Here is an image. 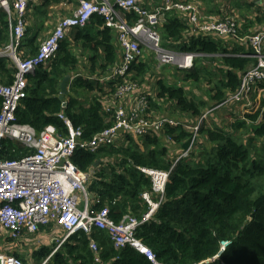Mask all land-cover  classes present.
Here are the masks:
<instances>
[{
	"label": "trees",
	"instance_id": "1",
	"mask_svg": "<svg viewBox=\"0 0 264 264\" xmlns=\"http://www.w3.org/2000/svg\"><path fill=\"white\" fill-rule=\"evenodd\" d=\"M126 16L129 20L134 17L131 13ZM6 18L0 9V48L9 42ZM263 19L264 15L256 17L257 23H263ZM253 23L248 19L240 25L238 36L249 33ZM157 30L165 48L200 54L192 67L174 70L183 71L182 76L188 81L206 77L204 80L211 84L207 111L236 91L242 74L255 62L251 56L237 55L252 52L248 42L242 43L232 35L223 38L196 33L174 11L166 13ZM113 39V31L96 14L85 26L73 28L60 42L56 55L27 76L26 96L16 109V121L29 123L36 132L53 125L66 134V126L58 116L62 112L74 127L81 128L84 140L109 126L112 117L106 114L101 95L94 94L90 99L82 96V92L103 91L98 80L83 77L76 70L83 56L91 63L90 71L98 69L103 74L108 70L117 59ZM38 46L30 39L25 47L21 43V57L34 55ZM201 53L218 56L204 58ZM206 59L213 61V70L198 64V60L204 64ZM15 70L9 57L0 56L1 83H10ZM148 70V64L138 59L131 66L132 80L143 82ZM66 74L70 75L68 93L60 97V82ZM154 83L156 90L149 97L147 115L152 108L161 109L158 100H163L180 113L191 115L194 122L202 118L207 100L201 96L194 100L182 86L162 78ZM253 95L248 110L228 125L211 127L202 118L197 132L204 136V161L194 160L193 151L177 159L191 141L192 131L186 128V119H177V125L167 124L162 131H151L139 138L141 143L127 135L121 142L95 151L76 149L72 162L82 170H93L87 186L88 192L99 198L93 208L107 205L115 221L126 213L139 219L148 209L141 193L150 190L151 181L138 167L169 170L162 199L151 218L136 231L157 260L164 264H264V81L254 86ZM192 121L187 120L193 125ZM238 130H242L244 138ZM166 136H170V142L165 140ZM32 151L31 147L6 139L0 156L17 159ZM0 240L4 245L8 240L14 241L9 237ZM90 240L95 241L96 252L90 249ZM226 240L229 243L220 251V243ZM53 248L44 243L31 249L26 259L23 254L7 250L24 263L40 264ZM45 264L153 263L128 245L116 248L105 230L94 227L90 235L81 231L72 234Z\"/></svg>",
	"mask_w": 264,
	"mask_h": 264
},
{
	"label": "built area",
	"instance_id": "2",
	"mask_svg": "<svg viewBox=\"0 0 264 264\" xmlns=\"http://www.w3.org/2000/svg\"><path fill=\"white\" fill-rule=\"evenodd\" d=\"M258 2L264 15V0ZM27 3L28 0H0V8L7 13L9 22H12L10 40L0 48V56L9 57L16 67L10 83L0 82V151L6 139L33 148L32 152L17 159L0 156L1 239L9 237L16 241L26 234L36 233L42 226L54 224L62 231V235L56 239L53 250L40 263L45 264L72 234L81 231L90 235L96 227L108 233L116 248L128 245L153 264H164L157 260L153 250L143 243L136 231L151 218L162 199L169 170L138 167L151 181L150 190L141 193L148 209L139 219L126 213L119 221H115L109 215L107 205L97 210L93 208L94 202L91 201L99 202V198L87 190L93 170L78 168L71 157L78 148L95 151L102 146L121 142L127 135L138 142L140 137L151 131H162L167 124H178L177 119L172 117L147 115L151 93L140 91L141 88L131 78V66L140 58L143 49L152 52L159 64L178 69L192 67L196 56L200 55L170 50L162 45L157 25L165 20L166 13H179L194 31L202 34L246 38L252 52L244 55L253 57L255 62L242 74L236 91L218 105L229 102L239 104L243 108L241 111L251 106L254 86L264 81V25L249 35L238 36L237 28L240 23L237 24L234 17L205 19L193 1L78 0L72 13L62 16L50 34L39 43L37 52L21 57ZM126 13H131L134 17L129 20ZM94 14L101 16L103 25L113 31L120 48V58L101 78L113 85L110 97L100 98L105 112L112 117V123L93 134L90 139L84 140L81 128L74 127L62 112L58 116L66 126V134L60 133L53 125H47L36 132L29 123L17 122L15 112L26 96L27 76L37 66L50 61L56 55L60 42L69 36L71 30L85 26ZM202 118L198 121L199 124ZM185 123L186 128L192 131L191 141L177 159L188 155L196 145L199 124ZM165 140L170 142V136H166ZM228 243V240L222 241L220 251ZM4 247L0 243V264H25L18 256L5 251ZM89 247L93 252L97 251L94 240H90ZM95 259L98 261V257Z\"/></svg>",
	"mask_w": 264,
	"mask_h": 264
},
{
	"label": "crops",
	"instance_id": "3",
	"mask_svg": "<svg viewBox=\"0 0 264 264\" xmlns=\"http://www.w3.org/2000/svg\"><path fill=\"white\" fill-rule=\"evenodd\" d=\"M67 1H70V3ZM193 2L196 3L197 5H199L198 7H200L201 12L204 11V12H202V14L204 15L205 19H209V18L210 19H221V18H224L226 16H229V17L232 16L235 18L236 16H234V15L238 14L240 16L239 19L242 21V22L240 21V25H242V23H244V21H247L248 19L253 20L254 23L249 28V30H248L249 33H246L243 35H249L250 33H252L253 29H259L264 25V22L263 23L262 22L257 23V21H256V17H258V16L263 17V14H262V11L260 9L258 0H193ZM77 3H78V0H28L27 10H26V14H25V22H26L25 29L26 30H25V36H24L23 41H22V45L25 47L26 41L28 39L35 41L37 44H39V42L43 41L46 38V36L50 34L54 25L59 21V19L62 16H67L70 13H72V11L76 7ZM64 6H66V7H64ZM256 15H258V16H256ZM6 17H7L6 19L8 22V27H9V40H10L12 22L11 23L9 22L7 13H6ZM236 18H238V17H236ZM245 18H247V19L243 20ZM194 32H196V31H194ZM196 33H199V32H196ZM214 35H216L218 37H223V38L225 37V36H220L217 34H214ZM113 44L117 48V51H116V58L117 59L116 60H118L120 58V48H119V45L115 39H113ZM21 51H23L22 47H21ZM143 52H144L143 57L141 59L140 58L139 59L141 61L146 62L148 64V66L150 68H152V66H151L152 63L150 62V60H147V58L150 59L151 55L154 58H155V56L153 55L152 52H150L148 50L143 49ZM237 55H244V54H237ZM201 56L204 58L205 57L211 58V57H215L218 55L215 54L214 56H212V54H206V53L202 54L201 53ZM85 58H87V57L83 56V58H81L82 63H80V65L76 71L78 73L82 74L83 77H87L89 79H97L99 82V85L102 87L103 91H99L98 93L95 91L94 94L95 95L100 94L102 97H104V99H108L110 97L111 92H112L110 90V84H109V82H106V81L104 82V80H101V78L106 74L107 70L103 74L102 73L99 74L98 69H95L93 72L90 71V64L91 63L89 60H87ZM158 65L160 66L161 64L158 63ZM162 66H167V65H162ZM167 67L170 69H168L167 72H162V75H160V73H158V72L155 75V71L153 70V68L149 69L144 75V78H143L144 80H143L142 87H141L140 91L145 90V91L151 93V95L153 94L152 93V87H151L152 85L150 83H147L148 79H155L156 80V79L162 78V79H168V80L170 79L169 81H173L174 79H176L173 76V75H175V77H176L178 75V72L173 70L176 67L169 66V65ZM213 69H214V66H212L211 64L208 65V70H213ZM170 71L173 74L170 73ZM101 81H103V82H101ZM154 91H155V89H154ZM94 94H92L91 97H94ZM252 98H253V95L251 96V99ZM108 102H110V101L108 100ZM167 102H169V101L158 100L159 105H161V109L154 110L152 108V111L148 112V115H150L152 117L167 116V117L175 118V117L171 116L172 110H174V109L171 106L167 105ZM229 105L230 106L234 105V106L239 107V109H243L242 106H240L239 104L230 103ZM181 115H182V119H186V122H187V120L190 121L187 118L188 117L187 114H181ZM175 119H177V118H175ZM203 149H204V147L202 145V148L200 150L203 151ZM91 202H94V204H96V202L93 200ZM51 226L54 227L55 231L57 230V233L61 232V235H62V231L60 229H58L54 224H50V225H48V227L42 226L39 228V230H38L39 232L31 233V234L32 235H44V236H39V238L44 237L43 243L46 244L47 237L45 235H47L48 231L47 232L43 231V233H41V232H42V229L50 228ZM39 238L37 240H39ZM0 243H2V240H0ZM13 243L14 244L8 245L6 247L8 249L10 248V251H12V252H17L20 255L24 254V252H23L24 250L21 251V248L18 245L19 242L17 243V241H15ZM16 245H17V247L13 248V246H16ZM3 249L5 251L9 252L5 248H3ZM11 249H13V250H11ZM32 249H37V248H36V246H34Z\"/></svg>",
	"mask_w": 264,
	"mask_h": 264
},
{
	"label": "rangeland",
	"instance_id": "4",
	"mask_svg": "<svg viewBox=\"0 0 264 264\" xmlns=\"http://www.w3.org/2000/svg\"><path fill=\"white\" fill-rule=\"evenodd\" d=\"M67 2L70 3V1H67ZM64 7H66V6H64ZM202 12H204V11H202ZM234 16L238 17V18L235 17V20H236L237 24L240 23V21H241L239 19L240 16L238 14H235ZM246 19L247 18H245L243 20H246ZM246 22L247 21H244V23H242V24H245ZM254 30L255 29H253V31ZM240 36H246V35H240ZM239 40H240V42L247 44L246 38L243 37L242 39H239ZM144 52L142 51L143 54L140 55V59L143 57ZM196 57L198 58L199 56H196ZM200 59H202V58H200ZM147 60H150V62L152 63V65L151 64L150 65L152 66L153 70L155 71V75H156L157 72L160 73V75H162V72H167L168 69H170V68L167 67L168 65L167 66H162V65L159 66L157 60L152 55H151V58L150 59L147 58ZM201 61L202 60H198V64L200 66L201 65L202 66L204 65V66L208 67V65H210L211 63L213 64V61H209L207 59L204 60V64H201ZM152 68L149 67V69H152ZM176 71L178 72V75L176 77H175V75H173L174 78H176V79H174L173 81H169L170 79L169 80L168 79H164V80L166 82L171 83V84H177L179 86H182L185 89V91L187 92V94L191 98H193L194 100H196L200 96L202 98H204L205 100H207V102H208L207 103V106L202 107V112L203 111L205 112V113L203 112L204 115H205L203 117V120H204L205 125H208V126H211V127H214L215 125H228V124L231 123V121L235 120V118L242 117L243 114L248 110L247 108H245V110H242L243 111L242 112L239 109V107L234 106V105H231L230 106L229 104L231 102H229V103H225V104L220 105V106H216V107L212 108L210 111H207V110H209V106H210V101L208 100V98H209V94H210L211 84L209 82L207 83V81L204 80L206 77L205 78L201 77V79H199L198 81H192V80L188 81V80H185L183 78V76H182L184 74L183 71H181V72H179L178 70H176ZM170 73H172V72L170 71ZM154 82H155V79H148V81H147V83H150L152 85L151 86L152 87V93H154V88H155V83ZM135 83L138 85L139 88L142 87V83L143 82L140 81V83L139 82H135ZM94 93H95V91L89 92V93L88 92H82V96H85L86 98L90 99L91 95L94 94ZM253 97H254V95H253ZM252 103H253V101L251 100V104L250 105H252ZM167 105L170 106V103L167 102ZM206 111H207V113H206ZM171 114H172L171 116H173V117H175L177 119H180V120L182 119V115H181L182 113H180L176 109L172 110V113ZM187 118L189 120H191V121L193 120V118H191V115H188ZM192 122H193V125H194V123L195 124L196 123L199 124L198 121H195V122L192 121ZM237 133H239V135L242 136V138L245 137V134L242 133V130H240V131L238 130ZM203 139H204V136L203 135H200L197 132V134H196V140H195V144L196 145L192 149L193 152L191 151L193 153L192 155L194 157V160L204 161L203 151L200 150L202 148V144H201L202 141L201 140H203ZM138 141H139V143H141L140 139ZM258 143L259 142H257V144ZM221 170H223V168H221ZM153 198H155V197L153 196ZM43 231H45V232L48 231L47 232V235H45L47 237L46 244L48 245V247L55 246L56 239L61 235V232L57 233V230L55 231L54 230V227H52V226L50 228L42 229V232ZM39 236H44V235L26 234V235L20 237V239L18 241L19 242L18 245L21 248V251L24 250L23 251L24 252L23 256L25 257V259L27 258L28 253L31 251V249L34 246H36V248H38V247H40V245L44 244L43 243L44 237H40L39 238ZM4 238H6V237H4ZM38 238H39V240H37ZM0 239H1V237H0ZM2 242H3V240H2ZM13 242L14 241H10V240L6 241V243H8L10 245L14 244ZM6 245H4L5 246L4 247L5 249L7 248ZM16 247H17V245L16 246H13V248H16ZM11 250H13V249H11ZM28 263L26 262L25 264H28ZM30 264H32V262Z\"/></svg>",
	"mask_w": 264,
	"mask_h": 264
},
{
	"label": "water",
	"instance_id": "5",
	"mask_svg": "<svg viewBox=\"0 0 264 264\" xmlns=\"http://www.w3.org/2000/svg\"><path fill=\"white\" fill-rule=\"evenodd\" d=\"M69 80H70L69 74L64 75V77L62 78V80L60 82V97H63L64 95H66L68 93L67 84H68ZM64 105H65V102H63V106Z\"/></svg>",
	"mask_w": 264,
	"mask_h": 264
}]
</instances>
